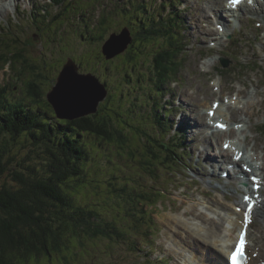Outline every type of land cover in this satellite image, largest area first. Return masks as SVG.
<instances>
[{
  "label": "trees",
  "instance_id": "trees-1",
  "mask_svg": "<svg viewBox=\"0 0 264 264\" xmlns=\"http://www.w3.org/2000/svg\"><path fill=\"white\" fill-rule=\"evenodd\" d=\"M86 1L54 0L52 6L62 7L57 13L53 15L43 4L33 9L31 17L38 28L42 24L40 28H44L45 32L58 31L57 44L60 36L70 33L71 39L79 35L81 41L93 46L95 62H100L93 69L99 77L102 69L110 73L108 78L123 75L122 79L127 84L137 71L138 83L141 82L140 75L144 79L150 72L166 80L172 75H180V69L186 64L180 57L189 44L183 33L185 19L187 20L184 15L169 12L168 18H161L162 15L158 18L147 14L145 6L137 8L130 14L128 21L133 24L137 20L136 29L126 24L119 26V30L116 29V32L124 28L130 29L133 42L123 53V64H114L121 54L108 58L104 52L108 40V17L107 22L96 27L92 26L91 20H84L88 26L83 31L73 22L76 16L83 19L84 11H90L91 4ZM84 23L80 22V26ZM65 25L74 30L64 32L66 27L64 29L62 26ZM97 29H100L99 34H95ZM0 37V66H6L7 63L13 66L23 55V51L15 45L20 41L13 40L16 42L14 44L11 38H3L1 34ZM97 39L104 41L95 45ZM2 40L10 41L12 46L4 48ZM58 53L61 54L60 51ZM140 56L143 57L139 59ZM76 64L82 66L77 62ZM17 65L19 73L24 74L25 66ZM47 66H44V70ZM50 68L59 72L62 67ZM44 75L45 73L38 75L41 76L39 80L43 81ZM122 79L118 83H122ZM104 81L109 86L108 81ZM164 81L154 80L156 93L162 91ZM41 85L48 87L43 82L36 84V88L30 86L25 92L27 99H12L9 86L0 87V264H20L33 258L41 260L45 257L53 260L54 256H62L67 261L66 250L86 247L90 241L96 244L101 239H109L117 243L127 234L132 235L134 230L137 236L150 234L148 228L153 229L154 226L138 221H141L140 218H147L148 207L154 208L164 195L163 188L159 187V180L163 177L161 172L164 169H169V173L175 170L173 164L177 159L175 157H179L181 148H172L173 140L168 143L165 141L163 135L168 126L158 113V108L155 107L156 113H153L151 124L160 131L165 130L160 132L161 138L156 133L142 130V126L147 124L146 117L139 119L135 116L136 113L126 114L120 123L104 114L103 107L97 114L73 120L59 118L48 96L43 98ZM125 96L126 93H122L121 97ZM26 101L35 103L37 107L33 108ZM116 113L120 117V112ZM134 139L142 141L143 149L134 147ZM109 145L120 147L118 155L129 161L128 169L124 168L123 173L130 175H123L120 180V177L113 174L111 186H107L105 191L115 193L121 199L126 198L127 203H137L141 207L135 209L133 206L131 209L138 215L133 230H129L127 224L122 225L121 229L118 222L109 219L108 215L103 216L94 208L98 200L93 192L91 196L87 191V181L90 182L93 176L89 172L90 166L103 153L101 150ZM139 151H142L141 154ZM113 173L118 174V171ZM148 178L153 182L143 185L142 179ZM89 197L92 199L88 204ZM141 226L145 227L142 232L138 230Z\"/></svg>",
  "mask_w": 264,
  "mask_h": 264
},
{
  "label": "rangeland",
  "instance_id": "rangeland-1",
  "mask_svg": "<svg viewBox=\"0 0 264 264\" xmlns=\"http://www.w3.org/2000/svg\"><path fill=\"white\" fill-rule=\"evenodd\" d=\"M17 1L18 0H9L8 3L11 2V6L6 9L7 13L6 11H3L0 14V33H2L3 38H11L12 40H10L14 44L16 42L13 40H19L20 42H17L18 44L16 43L15 45L19 46L20 50L23 51L24 56L21 55L20 59H18L19 61L13 65L14 69L8 65L0 66V86L4 83L6 84V81L10 78L7 81V84L11 88L14 86L12 92L13 97L25 98L27 95L24 91H28L30 86L36 88V84L38 85V80L44 72L46 76L44 75V81L42 82L49 85L47 87L49 90L57 74V72L52 71V68L50 67L59 66V68H63L69 58L74 59L78 64L82 65L80 71L85 72L84 70H91L95 72L93 67L96 68L98 64L100 65V62L97 61V64L95 62L93 46H89L84 41H81L79 35H76V37L71 39L70 33H67L66 31L74 29L70 30L66 25L62 26L64 29L66 27L64 32L67 34L60 36V40L57 44L56 36L58 31L49 30L48 32H45L44 28L41 29V26L38 28L37 23L32 20L31 12L33 11V8L40 4H44L45 8L49 9L53 15L62 7H58V5L56 7L52 6L51 4L54 3V0H26L27 3H25L24 0H19L20 3L23 1L25 4L21 6L24 11L18 13L14 9V5H16ZM39 1H41L40 4ZM66 1L70 2L72 0ZM147 1L154 3V6L152 7L149 2V6L150 8H153V12L156 14L160 10L159 4L161 0H146V2ZM177 1L180 2L178 9L184 11L183 15L187 18V20L185 19V34L189 44H187L188 47L186 51L182 53V56L180 57V60H183L186 64L180 69V75L178 77L179 81L175 82V79H173L174 83L167 82L166 91L169 93V98L172 99V101L169 102L173 105L172 111L174 114L180 107L183 109L182 111H178L175 117L180 124L185 125L188 128V130L187 128L184 130V137L181 143L184 144L189 152H191V155L187 151H184V157L177 158L176 161H174L173 168H175V170L172 171V174L169 173V169H164L161 172L163 177L159 180V187L165 189L164 196L156 207L149 210L147 209L148 214L151 215H148V217H152L155 220L154 224H150L152 226L156 225V227L153 230L148 229L150 231L149 236H146L148 233H145V236L141 237L137 236L136 232H133L132 235L127 234L124 238H120L117 243H114L109 239H101L96 241V244L95 242L90 241L86 247H79V249H72L71 251L66 250L65 253L68 254L67 261H65L62 256H54L53 260L49 257L42 258L41 260L33 258L20 264H165V262L157 259V256H165L167 262H169L167 264H192L186 261V254H189V251L178 246L172 239L166 236V217L171 215L180 217L183 221L189 222L190 226L198 229V221L194 219L192 214L193 205L196 206L198 211H200V209L206 211L203 202L208 201L209 199L218 197L221 201L232 203L240 200L242 198L240 195H243L244 193L243 189L236 184L235 188H238V191H236V193H231L224 199L217 191L213 190H217V187H214L213 185L219 186V182H221L219 180L220 175L216 173L213 176L211 170L212 167H207L211 173L208 174L207 178L204 177L208 172L204 169V164L207 161V154L204 153L206 151V144L197 138L199 129L196 126L195 118L198 117V114L194 111V108L198 107L201 112H203L204 109L208 110L216 98L220 99V102L222 103H225V101L227 102L228 99L230 102L234 101L238 103L241 100L242 102L238 109H242L241 104L245 103L247 100H259L254 109L258 110L263 107V110L260 113L254 112L251 114V121H249L250 127H247L245 133L241 132V125L237 124L236 119L239 120L242 116L246 117L247 115H240L239 111H237L238 113L235 114V119H233V114L225 111L226 116L228 117L227 120L229 122L233 121L234 125L237 126L234 139L246 147L248 156L253 155L252 158L257 159L258 163H261L263 166L264 94L259 96H255L254 94V96L251 97L250 92L252 91L253 93L254 89H260L264 92V84L263 86L261 84L262 80H264V18L262 20V16H258L257 19L246 11L244 12V15L246 16L245 18L240 14L241 12L237 13L243 20L226 15V18L228 19L226 21L229 22V25H226V28L230 29V31L226 37H221V34L219 33L221 30L218 31L214 28L217 27L218 24L214 23L215 20H213V17L211 16L212 8H209L208 5H217L216 9H223L225 0ZM2 2L4 1L2 0ZM86 3L91 4V8L88 12L84 11L85 15L83 20H91L93 22L92 25L96 26L99 23L100 18H106L108 16L109 23L107 24V36L112 31L116 29L119 30L118 27L121 25H131L134 29H136V26L138 25L137 20H134L133 24H130L128 21L130 19L129 14L136 11V8L140 7L139 0H87ZM205 10L206 15L204 13ZM148 11L149 10L146 9V13L150 14ZM162 11H164V9ZM224 12L225 10L223 13ZM81 13L83 15V11ZM215 13L219 14L218 12ZM208 15H210V18L213 21L207 20L209 17ZM247 16H250L251 19H248ZM73 22L78 24L81 31L88 26V24L85 23L80 26V20L77 16L73 19ZM209 28L213 31L212 34L208 32V30H210ZM228 29L224 30L228 32ZM232 32H235V35L232 38L233 40L229 39ZM95 34H99V31L97 30ZM216 36L222 38L219 44L214 41L216 40ZM209 38L210 40L207 41ZM103 41L104 40L97 39L95 45L103 43ZM2 43L4 44V48H10L12 46L11 42L8 40H2ZM150 50L151 49H149V51ZM59 51L61 52V56L58 53ZM124 56V54H121L114 64H123L125 59ZM223 56L230 60V66L224 67V65H222L221 57ZM141 57L143 56H140L139 59H141ZM25 62L27 65H36L27 67L24 74L19 73V71L17 72V64L24 65ZM44 66H47L45 70L46 72L44 71ZM95 73L97 74V72ZM109 74L110 73L106 72L104 69L100 71V78L108 81L110 90L112 89L110 98L102 103L104 114L112 116L115 122L120 123L126 114L131 113L128 108L134 103L136 97L139 98V107L143 105L141 110L144 108L151 114L153 113V106L156 100L150 99L151 90L148 88L147 79L143 85L135 81L131 87L132 94L129 95L127 91L126 96L122 98V93H124L123 89L125 91L130 90V85L126 84L125 80L122 79L123 75H115L112 78H108ZM47 75L49 76V80ZM35 76L39 79H36ZM140 78L142 81L143 76L141 77L140 75ZM260 78L261 80L258 81ZM120 79H122V83H118ZM217 81H221L222 85L219 84L216 89L214 88L215 94H212L210 91L212 85L209 84L211 83L215 86ZM245 82L246 85H244ZM115 83L117 84L115 85ZM205 85H209L207 89L204 88ZM41 86L45 87V85ZM45 88H42L44 99L46 96L45 92H47ZM239 89H243L244 95L238 96ZM21 91H23V93H21ZM147 92L148 104L145 105L144 99H146L145 94ZM187 94L193 98L191 102L186 101ZM212 97L216 98L212 99ZM183 100L186 104L183 103ZM158 101L159 104H161L162 98L160 97ZM26 103L28 105L30 104L33 108L37 107L35 103H30L29 101H26ZM202 107L204 109H201ZM117 111L120 112V117L117 116ZM250 111L253 112V108H250ZM188 121L190 123H188ZM205 128L206 125L204 126V129ZM152 131L157 134L159 133L157 130ZM204 131L205 133H208V130ZM168 135L169 133H166L163 136L168 138ZM224 137L225 138L219 140L213 139L214 147L221 148L224 140L229 139L228 135ZM246 137H248V140ZM256 142L259 146L258 152L255 148L253 149ZM134 147L143 149L142 141L140 139H134ZM119 149L120 147L118 145L113 147L109 145L106 149L104 148L101 150L103 153L99 154L100 157L90 166L89 172L93 176L90 178L91 183L87 181V191L90 195L91 192H93V195L98 200V204L94 208L100 211L103 216L108 215L109 219L118 222L117 225L120 228L122 225L127 224L129 230H133L132 224L137 222L135 219L138 215L134 214V211L131 209L133 206L135 209L141 207L137 203H127L126 198L124 197L121 199L117 197L115 193H107L105 191L107 186H111L110 182L113 180V174L120 177V180L123 175L126 177L130 175L127 174V172L123 173L124 168L126 170L128 169L129 161L118 155L117 151ZM213 149L214 148L212 147V152ZM134 150L135 148L133 151ZM261 151L262 153L260 154ZM139 152L141 154L142 151ZM137 153L138 152H136V155ZM115 159H117V161ZM197 162L200 164H197ZM191 163H194V166H196L195 169L198 170V172L191 166ZM224 168L226 167L218 169V171H223ZM200 169L203 177L199 174ZM114 171H118V174L113 173ZM187 173L189 174V177H186ZM0 179L2 180V178ZM195 180H197V182ZM8 181L10 180L8 179ZM152 182L153 180L149 178L147 180L142 179V184L145 186L150 185ZM118 184L121 186V181H119ZM224 184L228 185V189L233 188V182L227 183L226 180ZM203 191H209L210 195H206ZM83 198L87 200L84 195ZM91 199V197L88 198V204L91 202ZM178 205L180 207L174 209V207ZM263 211L264 208L261 211V219L257 217V222L255 219L257 224L261 223V221L264 223ZM211 215L218 217L213 213H211ZM161 222L163 223V226L161 225ZM192 224L195 225L193 226ZM198 224L200 223L198 222ZM143 227H138V230L141 232L144 231L145 229H140ZM218 234L221 235V237L223 236L221 232H218ZM262 236L264 237V233L259 237L261 238ZM191 254L187 255V258H190Z\"/></svg>",
  "mask_w": 264,
  "mask_h": 264
},
{
  "label": "bare ground",
  "instance_id": "bare-ground-1",
  "mask_svg": "<svg viewBox=\"0 0 264 264\" xmlns=\"http://www.w3.org/2000/svg\"><path fill=\"white\" fill-rule=\"evenodd\" d=\"M3 1L5 3L2 2V0H0V14L3 11H6V9L9 7L8 0H3ZM208 7L212 8V12L219 13V14L215 13L217 15V19H215V22H214L215 24L226 23V19L224 16L226 15V13L229 12L227 8V3L226 4L224 3L223 9L221 8L216 9L217 5H213V4L208 5ZM242 9L250 12L251 14H255L257 17L262 16V20L264 18V0H255L254 3L246 1L244 4L240 5L238 10H235L233 12L237 14V13H240ZM224 10L225 12L223 13ZM204 13L206 15V10L204 11ZM239 19H241V17H239ZM209 29L210 30H208V32L212 34L213 31L211 30V28ZM219 33L221 34V37H225V35H227L229 31L227 32L226 30H224V31H219ZM221 37L216 36L215 41L219 43L222 40ZM210 91L212 94H215L214 90L212 91V89H210ZM238 93H239L238 96L244 95L243 89H239ZM250 94H251V97H253L254 94L255 96L263 95L264 92H262L260 89L259 90L254 89L253 93L251 91ZM192 100L193 98L187 94L186 101L191 102ZM241 102H242L241 100L239 101V103L234 102V101L228 103L225 101V103H222L216 111V117L214 118L215 122L217 120L227 122L229 124L228 130H220L217 127L212 129L213 127L209 125L208 111L204 109L203 112H201L198 107H195L194 111H196V113L198 114L197 115L198 117L195 118V123L199 129L197 133V138L199 140H202L206 144V147H205L206 151L204 153L207 154L206 155L207 161L204 164V169L208 171L207 175L211 173L207 169V167H212L211 169L212 175L214 176L216 173L218 174L220 172L218 171V169H222L223 167H226L227 164L234 161L237 167L232 171L230 178L227 179V183L233 182V180H235V182L237 183V182H240L241 180L248 179L250 183L254 184L253 182H251V179H250V176L252 174L258 175L264 180V163H263V166L261 165V163L260 164L255 163L254 161L255 159L252 158L253 155L248 156L245 146L237 142L231 143V140L229 139H231L232 135L236 133L237 126L232 125L234 122L229 123V121L227 120L228 117L226 116V111L228 113L231 112V114H233V119H235V114L238 113L237 111H239L240 115H243V114L247 116L249 115L248 117L242 116V118H240L239 120L236 119L237 124L241 125L240 127L241 132L245 133L247 130V127H250L249 121H251V114H253L254 112L256 113L262 112L263 107H261L258 110H255L254 107H256L257 103L259 102V100L257 101L255 99L254 101H251V100L245 101V103L241 104L242 109H238ZM250 108H253V112L250 111ZM205 125H206V128L204 129ZM204 130L206 131L208 130V133L206 132L207 133L206 134ZM228 134H229V139L224 140L222 148L214 147L213 145L214 143L212 141L213 139L219 140V139L225 138L224 136H227ZM246 139L248 140V137H246ZM228 142L231 144L230 147L233 148L234 150L233 149H229L227 151L224 150V145ZM212 147L214 148L213 152L211 150ZM254 148L258 152L259 146L257 142L255 143L253 149ZM262 150L264 151V147H262ZM261 153L262 151L260 152V154ZM237 156L241 158L237 160L236 159ZM263 159H264V156H263ZM245 164L252 168L251 174L247 173L244 170V168L238 167L240 165L244 166ZM230 170L231 168H229V171ZM224 183L225 181H221L219 182V186L213 185L214 187H217L216 191L219 193V195L222 198L225 199L231 193L238 191V188H234V187H233L234 189H228V185ZM259 191L260 192L264 191V184H263V188ZM204 193L206 195L208 194L207 191H204ZM262 195L264 196V193H262ZM241 202H242V199L238 202V204H235L233 202L226 203L225 201H221L220 198L218 197L209 199L208 201L203 202L207 210L212 211L218 217L214 215L211 216L207 212L201 211V209L200 211H198L196 206L193 205L192 214L194 216V219L200 223L198 224L197 222L198 229L193 228L192 226H190L189 222L183 221L180 217H176L173 215L166 217L167 218L166 219L167 220L166 221V228H167L166 236L172 239L174 243L177 244L178 246H181L185 250L189 251V254L192 253L190 258H187V255L189 254H186V261L189 263H192V264L193 263L194 264H228L227 259L224 257V253L228 252V249L230 248L231 243L236 239L237 232L242 227L240 220L242 219L243 214L236 210V206L240 205ZM179 207L180 206L178 205L174 207V209H177ZM263 208H264V197H263L261 206H258V207L255 206L253 210L254 217L256 218L259 217L261 219V211L263 210ZM252 229H253V232H252V235H250V240H251L252 248L258 254V257L254 258L255 263L258 264L264 261V237L263 236L261 238L259 237L262 233H264V223L262 221L259 224L256 223ZM218 232L224 233V236L221 237V235H219ZM196 259H199L200 262L195 261Z\"/></svg>",
  "mask_w": 264,
  "mask_h": 264
},
{
  "label": "water",
  "instance_id": "water-1",
  "mask_svg": "<svg viewBox=\"0 0 264 264\" xmlns=\"http://www.w3.org/2000/svg\"><path fill=\"white\" fill-rule=\"evenodd\" d=\"M133 42L129 29H123L121 33L112 34L104 47V52L108 58H113L125 52ZM224 64H228L224 60ZM71 70L76 77H81L95 85V88L86 95L70 93L62 87V82L66 79V72ZM109 95L106 84L92 74L79 72V67L73 60H68L63 69L59 72L57 81L48 93V100L54 106L59 118L73 120L90 114H95L99 110L101 102Z\"/></svg>",
  "mask_w": 264,
  "mask_h": 264
},
{
  "label": "snow or ice",
  "instance_id": "snow-or-ice-1",
  "mask_svg": "<svg viewBox=\"0 0 264 264\" xmlns=\"http://www.w3.org/2000/svg\"><path fill=\"white\" fill-rule=\"evenodd\" d=\"M249 2H251V0H249ZM231 3L238 4L239 0H231ZM61 86L66 88L70 93L80 94V95H86L88 92H90L92 89L95 88V85L92 82H89L81 77H76L71 70L66 72V79L64 82H62ZM217 126L222 129L226 128V125L224 124H218ZM225 147H228V145H225ZM236 159L239 160L240 157L237 156ZM252 179L255 180L256 177H252ZM244 199L247 201L250 198L245 196ZM251 208L252 205L249 204L248 211L245 213L246 220H250ZM237 210L239 211V209ZM245 245H246L245 233L242 232L240 234L239 241L236 245V249L231 253L230 256L232 264H241V260L239 259V257L244 256Z\"/></svg>",
  "mask_w": 264,
  "mask_h": 264
}]
</instances>
